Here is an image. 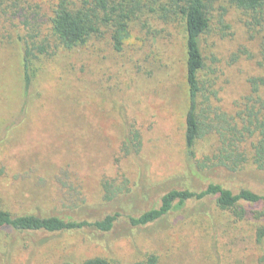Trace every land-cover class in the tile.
I'll return each mask as SVG.
<instances>
[{"label": "rangeland", "instance_id": "1", "mask_svg": "<svg viewBox=\"0 0 264 264\" xmlns=\"http://www.w3.org/2000/svg\"><path fill=\"white\" fill-rule=\"evenodd\" d=\"M52 1L36 0L38 17L30 19L44 33ZM219 4L226 12L216 6L200 45L201 80L221 131L229 123L242 128L238 118L245 109L256 112L247 100L252 80L264 78V55L263 32L241 10ZM16 20L0 22V208L87 221L120 216L109 232L0 228V264H81L94 257L133 264L152 254L157 264H264V241L257 239L263 223L253 216L264 218V204H245L247 215L238 221L207 197L144 226L129 221L159 207L174 189L198 192L215 183L234 193H264V171L251 158L254 138L241 149L245 158L235 170L214 159L216 136L199 140L194 157L186 151L189 94L181 23L133 25L119 52L105 29L72 50L55 48L50 38L49 53L33 64L27 92ZM259 95L264 100V88ZM131 128L142 148L126 156L122 144Z\"/></svg>", "mask_w": 264, "mask_h": 264}, {"label": "trees", "instance_id": "2", "mask_svg": "<svg viewBox=\"0 0 264 264\" xmlns=\"http://www.w3.org/2000/svg\"><path fill=\"white\" fill-rule=\"evenodd\" d=\"M219 3L241 10L247 17V23L263 32L260 43L264 55V0H53L52 14L47 18L49 28L45 33L40 31V24L31 26L33 24L30 19L38 17L34 9L40 8L36 0H0V22L1 19L11 21L17 19L14 28L22 51L23 83L27 92L32 85L33 64L40 56L49 53L50 44L47 42L50 38L54 40L55 48L60 46L72 50L85 45L94 35L105 29L111 31L114 49L119 52L130 36L133 25L141 24L143 28H147L152 19L166 25L181 23L185 32V69L189 94L185 132L188 155L194 157L195 146L199 140L216 136L219 138L220 149L214 159L223 166L235 170L239 161L245 158V152L241 149L248 139L254 138L251 142V158L253 164L264 171V100L259 95L260 88H264V78L252 80V92L247 102L256 105V108L253 107L256 112L250 109L243 111L246 118L243 116L238 118L242 128H238L236 123L234 125L229 123L231 128L220 131L210 116L213 108L201 80L205 64L200 41L210 28L212 12L216 6L223 14L226 12ZM132 129L128 130V137L122 144V153L126 156L139 153L142 148L138 130L131 132ZM3 173L4 169L0 167V177ZM207 197H215L217 206L222 211L230 212L238 221L247 215L245 204H264V193H255L245 188L234 193L220 184L210 183L204 190L198 192L188 189L170 190L162 196L159 207L150 209L138 217H130L129 221L133 226H144L160 220L175 209L182 208L189 200L200 201ZM119 216L116 213L106 215L100 220L87 221L59 216L13 215L0 208V228L8 227L19 232L48 233L92 228L109 232ZM253 216L255 219L261 218L263 224L257 227V239L260 242L264 241V218L260 217L261 214L255 216L254 212ZM157 263V256L152 254L144 261L133 264ZM81 264L117 263L106 258L94 257L86 259Z\"/></svg>", "mask_w": 264, "mask_h": 264}]
</instances>
